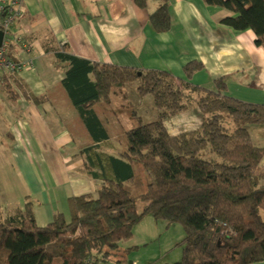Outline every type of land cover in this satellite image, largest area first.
<instances>
[{
	"label": "trees",
	"instance_id": "16d2710c",
	"mask_svg": "<svg viewBox=\"0 0 264 264\" xmlns=\"http://www.w3.org/2000/svg\"><path fill=\"white\" fill-rule=\"evenodd\" d=\"M147 1L135 0L140 8ZM204 1L230 11L221 23L253 31L255 44L264 48V0ZM150 22L157 33L171 30L167 2ZM54 55L66 76L58 87L94 140L81 150L85 173L103 183L97 197L69 200L70 220L58 213L45 227L37 224L30 201L7 217L0 211V264H122L131 251L122 244L147 216L183 226L182 257L175 264L264 262V147L253 144L247 128L264 125V105L226 95L225 78L215 81V91L192 84L193 75L204 69L199 62L185 66L183 80L168 71L92 63L64 47ZM131 81L138 82L139 97H153L159 116L126 130L125 148L114 156L99 144L109 135L94 106ZM15 84L25 99L45 100ZM6 90L11 101L20 97L9 83ZM193 96L202 125L171 135L166 120L185 111ZM209 146L221 162L200 157Z\"/></svg>",
	"mask_w": 264,
	"mask_h": 264
},
{
	"label": "crops",
	"instance_id": "0c3cea01",
	"mask_svg": "<svg viewBox=\"0 0 264 264\" xmlns=\"http://www.w3.org/2000/svg\"><path fill=\"white\" fill-rule=\"evenodd\" d=\"M165 2L171 30L157 33L150 16ZM18 6L23 9L22 16L14 19L9 31L31 45V53L24 56L34 67L0 80V211L4 217L24 210L30 201L40 227L51 223L58 213L70 220L69 200L97 197L103 183L85 173L81 150L94 140L79 111L58 87L66 76L57 67L54 54L63 47L92 63L168 71L183 80L187 79L185 66L199 62L204 69L193 75L192 84L215 91V81L225 78L226 95L264 105V48L255 44L253 31L238 32L221 23L232 15L225 8L208 6L204 0H148L145 8L138 7L135 0H22L19 4L0 0V18L4 17L3 8ZM17 52L18 46H12L11 55ZM16 80L31 96L45 100L25 99ZM7 83L20 95L17 100L9 99ZM116 91L123 93L125 88ZM111 94L94 106V111L109 135L99 144L106 153L117 156L125 148L126 129L118 121ZM129 99L127 93L118 101L133 107ZM188 112L186 109L166 120L171 135L180 134L170 131L174 128L183 126L191 131L202 125L201 113L195 116L196 121ZM247 128L253 144L264 147V125ZM262 170L264 173V158ZM165 223L145 217L133 238L122 244L131 250L122 264H171L168 254L174 242L140 253L147 241L157 242L167 233L170 226ZM182 240L175 241V246H180L176 260L182 256Z\"/></svg>",
	"mask_w": 264,
	"mask_h": 264
},
{
	"label": "rangeland",
	"instance_id": "374dc122",
	"mask_svg": "<svg viewBox=\"0 0 264 264\" xmlns=\"http://www.w3.org/2000/svg\"><path fill=\"white\" fill-rule=\"evenodd\" d=\"M137 87H138V82L137 81H131V82L126 84L125 91L123 93H118V91H116V88H115V89H113L112 94H111V97L115 99L114 101H116L114 104V106H115L114 108H116V110H117L116 113H117V115H119L118 121H119L120 125H122V127H124V129H126V130L133 129V128L137 127L140 122H142V123L153 122V121L157 120L158 116H159V112L155 109V106H154L153 97L151 95H146L145 97H141V99H138L140 97L137 93ZM115 93H117V94H115ZM127 93L129 95L130 102H132L134 104V106H133L134 108L131 106V104L129 102H127L126 104H120L118 101L120 97H123ZM140 100H143V102ZM141 102H142V105L139 106L141 104ZM187 109L189 110L188 116H190V117L193 116L196 119L195 116H199V114L201 113V116L203 119L202 112L197 105L195 96H193V99H191L188 102ZM175 119H176V117H174L168 121L170 123V122L174 121ZM196 121H199V120L196 119ZM190 129L191 128H187V127L182 126L179 128V130H175V128H174V130L171 129L170 131L173 133H179V132L183 133V132L190 131ZM118 140H119V138L117 139V141ZM211 150L212 149L209 146L206 150L201 152L200 157L202 159L209 160V161L221 162V159ZM141 222L139 224H141ZM164 222H166V221H164ZM165 224L166 225L168 224L170 226L169 228H167V233H162V235L160 236V240L157 242L155 241L154 243H149L147 241L146 244L140 248L141 250H143V251H140V253L145 252L144 250L146 248H148V250H151V249L155 250L156 248H159L160 246L165 247L166 243L169 244L171 242H174V245L171 247V250L169 251L168 258H170L171 264H175L176 262L180 261L181 257H182L181 256L178 260H176L178 257L177 256V249L179 250L180 246L176 247L175 244L177 241L180 242L182 240V238L184 239L185 230L181 224H177V223L169 224L168 222H166ZM143 226L144 225L142 223L141 224V230L144 231ZM134 230H136V229H134ZM145 230H146V228H145ZM181 247L183 248L182 242H181ZM172 249H174V250L172 251ZM92 264H94V263H92Z\"/></svg>",
	"mask_w": 264,
	"mask_h": 264
},
{
	"label": "built area",
	"instance_id": "2783aa9c",
	"mask_svg": "<svg viewBox=\"0 0 264 264\" xmlns=\"http://www.w3.org/2000/svg\"><path fill=\"white\" fill-rule=\"evenodd\" d=\"M21 2L22 0H16L18 4ZM2 11L4 17L0 18V31L4 33V37L0 46V80L4 75L20 74L34 67L33 61L24 56L31 53V45L22 37L13 36L9 31L14 19L22 16L23 9L19 6L17 9L5 7ZM14 45L18 46L19 52L11 55L10 49Z\"/></svg>",
	"mask_w": 264,
	"mask_h": 264
},
{
	"label": "water",
	"instance_id": "95a60500",
	"mask_svg": "<svg viewBox=\"0 0 264 264\" xmlns=\"http://www.w3.org/2000/svg\"><path fill=\"white\" fill-rule=\"evenodd\" d=\"M3 37H4V33L2 31H0V45L2 44ZM130 264H131V262H130Z\"/></svg>",
	"mask_w": 264,
	"mask_h": 264
}]
</instances>
